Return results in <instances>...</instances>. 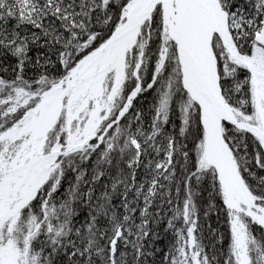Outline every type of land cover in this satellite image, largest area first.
I'll return each instance as SVG.
<instances>
[{"label":"snow or ice","instance_id":"6c2138e0","mask_svg":"<svg viewBox=\"0 0 264 264\" xmlns=\"http://www.w3.org/2000/svg\"><path fill=\"white\" fill-rule=\"evenodd\" d=\"M0 264H264V0H0Z\"/></svg>","mask_w":264,"mask_h":264}]
</instances>
